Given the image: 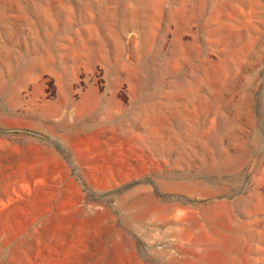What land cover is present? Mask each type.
I'll list each match as a JSON object with an SVG mask.
<instances>
[{"label":"rangeland","instance_id":"obj_1","mask_svg":"<svg viewBox=\"0 0 264 264\" xmlns=\"http://www.w3.org/2000/svg\"><path fill=\"white\" fill-rule=\"evenodd\" d=\"M0 264H264V0H0Z\"/></svg>","mask_w":264,"mask_h":264},{"label":"trees","instance_id":"obj_2","mask_svg":"<svg viewBox=\"0 0 264 264\" xmlns=\"http://www.w3.org/2000/svg\"><path fill=\"white\" fill-rule=\"evenodd\" d=\"M0 134H1V132H0Z\"/></svg>","mask_w":264,"mask_h":264}]
</instances>
